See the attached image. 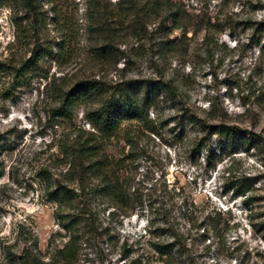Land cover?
Wrapping results in <instances>:
<instances>
[{
  "label": "rangeland",
  "instance_id": "1",
  "mask_svg": "<svg viewBox=\"0 0 264 264\" xmlns=\"http://www.w3.org/2000/svg\"><path fill=\"white\" fill-rule=\"evenodd\" d=\"M92 1L100 16L89 0H0V62L42 53L31 80L0 74V264H66L57 251L69 234L46 168L75 189L67 211L79 215L80 242L71 264H264V0H143L151 9L143 31L121 0ZM170 3L184 28L166 20ZM106 15L116 36L98 29ZM82 78L109 91L132 80L157 96L149 121L106 140L118 198L92 172L83 189L64 175V145L94 128L85 103L72 119L55 116L54 88ZM194 113L238 125L248 140L220 148L216 134L190 122ZM187 195L195 204L185 210ZM214 211L222 212L217 229L204 231Z\"/></svg>",
  "mask_w": 264,
  "mask_h": 264
},
{
  "label": "trees",
  "instance_id": "2",
  "mask_svg": "<svg viewBox=\"0 0 264 264\" xmlns=\"http://www.w3.org/2000/svg\"><path fill=\"white\" fill-rule=\"evenodd\" d=\"M32 2V0H27ZM90 2V11L92 16L96 17L101 15L100 10L95 9ZM168 4V3H167ZM171 4V5H170ZM165 9L166 20H171L174 27L184 28L183 19L184 14L180 7H173L170 3ZM120 5L123 6V11L126 16H132L131 27L134 30L143 31L146 26L143 25L144 17L149 9L148 1L143 0H121ZM29 8H33L29 5ZM154 10H160L159 5L153 8ZM152 9V11H153ZM108 15L104 17V24L102 19L98 20L100 32H111L115 36L118 32L116 29H112L109 23ZM94 26L95 23H94ZM259 29H264L259 27ZM113 30V31H112ZM70 31L60 41V48L63 49V45L67 38H70ZM209 34H206L204 39H207ZM42 53L36 52L31 56L23 59L19 64H12L7 62H0V74L7 73L12 80H19L20 82L29 81L36 76L41 68L40 60ZM55 83V80L53 81ZM163 86V85H162ZM157 88V87H154ZM57 95V103L53 108L55 116L63 117L65 119H72L77 107L85 103V114L88 121L91 123L94 131L82 129V133L77 134L73 142L68 141L69 144L64 145L63 157L64 160L69 161V168L64 173L68 180L78 179L82 184V189L87 184V174L92 172L94 177L98 178L104 184V190L110 191L114 198H118V190L122 187L119 179H114V175L109 172L111 167L112 158L108 154L106 148V140L113 137H119L122 131L126 130V126L132 121H149V110L156 101L157 96L149 92V85H146L144 89L139 86L136 81H125L117 85L114 90L109 91L107 84L101 79L97 78H82L69 86L58 85L55 88ZM143 90L145 92L143 93ZM97 96L100 100V104L97 107L93 106V98ZM189 120L199 130L205 131L212 137L214 134L218 137V146L225 148V144L228 143L232 146H236L240 141H247L248 137L242 133L241 128L238 125L230 124L226 122L208 123L198 113H194L189 117ZM182 123H185L183 121ZM130 131L125 134L127 142L132 141L129 138ZM207 151V160L211 162L213 157V147L207 143L204 144ZM47 167V166H46ZM43 174L46 183H49L48 196L53 202H56L55 215L59 218V225L67 231L69 237L67 241L57 251V257L60 261L71 264L76 260L78 253L79 230L77 229V215L70 214L67 211L68 203L74 199L75 189L70 187L68 183L63 181H52V174L48 168ZM87 173V174H86ZM116 175V173H113ZM2 176L3 173H0ZM251 187H247L244 191L250 190ZM183 191V190H182ZM192 204H195L192 199ZM189 196H185L180 208L189 209L191 205ZM156 202L152 201L149 208L153 207ZM209 217L205 219L211 221L204 228V231L209 230L211 226L214 230L217 229L214 220L222 215V212L214 211ZM79 216V215H78ZM211 219V220H210ZM229 228V227H227ZM159 249V247H157Z\"/></svg>",
  "mask_w": 264,
  "mask_h": 264
}]
</instances>
